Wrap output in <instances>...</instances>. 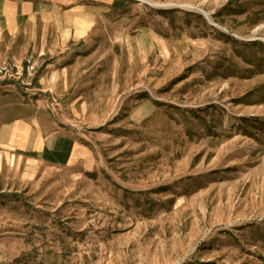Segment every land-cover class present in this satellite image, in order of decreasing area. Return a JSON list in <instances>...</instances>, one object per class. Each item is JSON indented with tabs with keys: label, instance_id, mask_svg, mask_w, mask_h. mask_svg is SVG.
Instances as JSON below:
<instances>
[{
	"label": "rangeland",
	"instance_id": "374dc122",
	"mask_svg": "<svg viewBox=\"0 0 264 264\" xmlns=\"http://www.w3.org/2000/svg\"><path fill=\"white\" fill-rule=\"evenodd\" d=\"M124 2L108 104L29 98L74 160L0 149V264H264V0Z\"/></svg>",
	"mask_w": 264,
	"mask_h": 264
},
{
	"label": "crops",
	"instance_id": "0c3cea01",
	"mask_svg": "<svg viewBox=\"0 0 264 264\" xmlns=\"http://www.w3.org/2000/svg\"><path fill=\"white\" fill-rule=\"evenodd\" d=\"M119 2L117 6L116 0H0V58L15 54L22 58L8 61H21L32 55L39 64L32 88L1 83L8 85L0 89V100H10L0 103V149L26 154L28 159L33 153L50 161L67 155L65 164L74 160L78 144L66 135L75 133L76 127L55 123L54 114L39 104L44 100L29 98H56L63 108L53 112L65 120L80 117L78 111L96 99L108 104V94L100 97L91 88L104 84L110 40L115 38L112 45L123 49L125 36L134 34L135 17L124 14L129 4ZM112 4L115 17L107 14Z\"/></svg>",
	"mask_w": 264,
	"mask_h": 264
},
{
	"label": "built area",
	"instance_id": "2783aa9c",
	"mask_svg": "<svg viewBox=\"0 0 264 264\" xmlns=\"http://www.w3.org/2000/svg\"><path fill=\"white\" fill-rule=\"evenodd\" d=\"M38 65L32 55L25 56L21 61L0 60V83L32 87Z\"/></svg>",
	"mask_w": 264,
	"mask_h": 264
}]
</instances>
